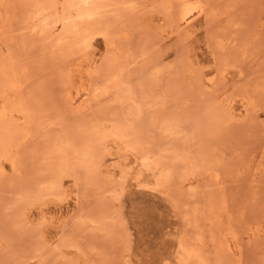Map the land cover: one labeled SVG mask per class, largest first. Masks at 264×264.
<instances>
[{"label": "rangeland", "instance_id": "obj_1", "mask_svg": "<svg viewBox=\"0 0 264 264\" xmlns=\"http://www.w3.org/2000/svg\"><path fill=\"white\" fill-rule=\"evenodd\" d=\"M176 1L0 0V264H264V0Z\"/></svg>", "mask_w": 264, "mask_h": 264}, {"label": "bare ground", "instance_id": "obj_2", "mask_svg": "<svg viewBox=\"0 0 264 264\" xmlns=\"http://www.w3.org/2000/svg\"><path fill=\"white\" fill-rule=\"evenodd\" d=\"M112 1H115V0H67V6L64 8V11H65V16H64V19L63 21L68 23V24H71L72 26V29L74 30H78L80 28V24H85L86 27H87V31H86V35L87 37H90L92 35V30L94 29V27L96 26V23L98 22V17H99V14L103 11H105V7L106 5L110 2L113 3ZM121 1V0H119ZM124 1V0H123ZM126 1V0H125ZM176 1V0H175ZM178 2V0L176 1ZM116 5V4H115ZM132 5V4H131ZM126 6V5H124ZM197 7V6H196ZM198 8V7H197ZM195 8V9H197ZM119 9V7H118ZM193 8H190V7H185L183 10L180 11V16H179V20L181 22H184V23H187L191 20V17L194 13V10ZM71 11H76L77 13V21H72L70 16H69V12ZM203 13V12H202ZM201 13V14H202ZM15 31V30H14ZM80 32V31H79ZM82 32V31H81ZM81 34V33H80ZM93 36V35H92ZM94 36H98V35H94ZM83 41V40H82ZM88 41V40H87ZM81 42V41H80ZM83 43V42H82ZM85 43V42H84ZM83 43V44H84ZM81 44V43H80ZM86 45V43H85ZM84 46V45H83ZM13 59V58H12ZM16 69H18L16 67ZM17 72V71H16ZM19 74V73H18ZM1 77V76H0ZM2 80V79H1ZM0 80V81H1ZM3 83V82H2ZM2 85V84H1ZM0 85V86H1ZM3 90V89H2ZM5 91V89H4ZM0 92H1V88H0ZM7 92V91H5ZM3 96V95H2ZM4 99V98H3ZM10 103V102H9ZM12 104V107H20V106H23V110H24V105H23V101L21 99H17L15 104L13 105ZM8 107L9 110L7 111H4L5 113L6 112H10V104L8 105L5 104ZM6 107V106H5ZM11 107V108H12ZM22 109V107H21ZM13 111V110H12ZM26 111V109L24 110V112ZM22 113V111L20 112ZM26 114H28L27 112H25ZM1 116L5 115L4 113L3 114H0ZM29 115V114H28ZM0 116V117H1ZM3 119V117H2ZM7 119V118H6ZM8 121V120H7ZM8 122H11L10 120ZM12 123V122H11ZM4 134V132H3ZM2 135V134H1ZM4 137V135H3ZM5 141V140H4ZM3 146V145H2ZM1 146V148H2ZM3 147H7V145H4ZM0 148V150H1ZM6 149L7 148H3V150H5L4 152L6 153ZM86 160V159H85ZM145 162V161H144ZM146 163V162H145ZM166 165V164H165ZM157 166V165H156ZM145 168H148L149 167H145ZM155 171V170H154ZM62 172V171H61ZM168 173V172H167ZM160 176V175H159ZM159 181V179L157 180ZM158 185V184H157ZM157 187V186H156ZM161 192V191H160ZM186 251V250H185ZM179 252V250H178ZM184 252V251H183ZM192 252V251H191ZM195 252V251H194ZM180 254H181V251H180ZM179 255V254H178ZM185 256V255H184ZM195 256H197L196 254H193L192 253H189L188 255H186L184 258L180 259V262L182 264H185L188 260L194 258ZM181 257V256H180ZM196 258V257H195ZM193 261V260H192Z\"/></svg>", "mask_w": 264, "mask_h": 264}]
</instances>
